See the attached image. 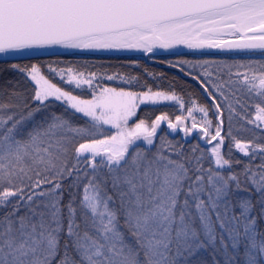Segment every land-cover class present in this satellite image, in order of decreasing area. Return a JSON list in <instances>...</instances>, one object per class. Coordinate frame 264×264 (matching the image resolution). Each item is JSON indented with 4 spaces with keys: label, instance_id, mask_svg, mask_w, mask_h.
<instances>
[{
    "label": "snow or ice",
    "instance_id": "snow-or-ice-1",
    "mask_svg": "<svg viewBox=\"0 0 264 264\" xmlns=\"http://www.w3.org/2000/svg\"><path fill=\"white\" fill-rule=\"evenodd\" d=\"M181 44L264 52V0H0V54L53 45L148 54ZM11 67L35 85L36 106L23 104L28 110L17 118L6 110L19 104H0V264H264V144L244 142L231 130L236 105L247 111L236 93L258 98L254 120L241 119L264 125V63L241 64L247 71L229 72L220 83L198 81L211 108L195 100L186 107L171 89L94 83L106 78L131 84L137 77L49 65L71 86L65 89L36 64ZM75 90H90L91 99ZM53 102L81 114L85 123L55 113L33 121ZM162 102H175L181 112L186 108L187 116L173 122L163 113L130 125L141 105ZM194 112L203 118L197 121ZM162 122L185 137L198 129L207 147L197 144L185 154L165 137L155 144ZM102 126L114 131L105 134ZM233 148L248 158L239 172L232 170L242 162L233 161ZM64 180H71L67 189ZM82 183L77 203L71 189Z\"/></svg>",
    "mask_w": 264,
    "mask_h": 264
},
{
    "label": "trees",
    "instance_id": "trees-1",
    "mask_svg": "<svg viewBox=\"0 0 264 264\" xmlns=\"http://www.w3.org/2000/svg\"><path fill=\"white\" fill-rule=\"evenodd\" d=\"M149 60H154L155 62L147 63L142 55H80L74 53H64V54H54L40 57H31L24 59L15 60H0V104H19L20 107H12L6 110L8 114L11 112L17 113V118L23 109V104H28L29 108H34L36 105L32 103L31 96L34 94L33 90L35 85L27 78L26 73L20 72L18 69H13L11 65L16 64L21 67H30L32 64H36L41 67L42 73L51 79V82L56 83L58 86L64 87L65 89L71 87L67 84L61 83L60 76L48 71V66L51 65L57 69H66L72 67L79 71H84L86 74L89 72H96L100 77L106 75H120L128 79L131 77H137L138 80H134L131 84H125L121 80L116 79L113 81H108L106 78L99 79L94 82L100 86L106 87H117L124 88L125 90L142 91L144 86H150L153 90H174L175 93L182 97L186 102V107L191 106L188 103L191 100H195L198 105H207L211 108V102L208 101L201 90V88L192 80L188 78H183L179 75L176 69L182 71L184 75L196 76L198 81L209 80L211 82L220 83L229 78V72L232 74L236 72L244 73L247 71L246 67H239L243 64L245 66L252 65L258 66L264 63V52L259 53H224V54H195V53H185L176 54L170 56H159L158 58H149ZM180 61H186L185 64H180ZM207 62V63H205ZM175 65V66H173ZM231 66V67H228ZM172 67V68H168ZM208 71L210 75L206 78L204 72ZM152 75H149V74ZM242 78V77H241ZM66 79V76H65ZM232 79H236L235 75ZM210 86V85H209ZM87 89V86H85ZM18 94V95H17ZM75 94L80 95L81 98L91 99V91L85 90L80 92L75 90ZM236 96L241 97L242 103L247 108L245 111L236 105V110L239 115H234L231 121V130L233 135L241 139L244 142L253 141L256 143L264 144V125L260 128H256L255 124H248L246 119H241V116L247 119L255 118V104L258 102V98L248 97L247 95H242L241 93H236ZM23 101V103L21 102ZM27 111L28 109H23ZM55 113L57 115H63L65 118L71 120L76 125H83L87 118H82L79 114H74L71 109H65V107L60 102H53L50 107L44 108L42 111L35 113L33 121L40 122L45 116ZM167 113L170 120L175 122V117L177 115L187 116L186 108L183 112L179 109L175 102H162L158 105H144L137 110V116L133 118L135 123L140 118H146L150 123L151 120L155 119L157 115ZM5 114L0 112V115ZM193 115L197 121L203 118L202 113L194 112ZM216 113L213 111L209 112V118L213 120V125L217 123L215 119ZM224 120V134L229 130L228 112L225 111L223 115ZM186 126L191 127V119L186 121ZM214 131V129H213ZM110 133L107 131L105 134ZM201 133L194 135L191 140L185 141L182 137H173L169 134L164 126H161L157 131V137L154 139V143L159 145L160 138L165 137L168 141L173 143H178L182 145L185 154H190L192 147L199 144L201 147L199 136ZM97 138H102L98 136ZM140 145L139 143H137ZM228 141L225 142V153L227 151ZM144 147V145H140ZM155 149L153 148V151ZM233 161L240 159L242 162L240 164L233 163L234 171L239 172L244 164L248 161L247 157H243L238 151L233 148ZM199 152H197V155ZM259 158L252 161L253 167L259 164ZM207 167V164H205ZM227 171V169H225ZM86 183V181H84ZM71 180H64L63 184L67 189ZM72 192L78 194L77 203L79 202V196L83 193V183L79 189L72 188ZM240 196H245L247 193L240 192ZM68 191L64 193V200L67 202ZM211 252V249H209ZM206 259L210 260L208 253H204ZM218 259H222L221 254H217Z\"/></svg>",
    "mask_w": 264,
    "mask_h": 264
},
{
    "label": "water",
    "instance_id": "water-1",
    "mask_svg": "<svg viewBox=\"0 0 264 264\" xmlns=\"http://www.w3.org/2000/svg\"><path fill=\"white\" fill-rule=\"evenodd\" d=\"M236 37L233 36H225V40H232L235 39ZM262 52L261 50H251V49H216V48H203V49H189L184 45H175L174 47L170 49H161V48H155L153 50V53H148L146 54L143 50H138V49H121V50H80V49H68L64 48L58 45H53V46H45V47H39V48H29V49H21L17 51H10L5 54H0V60H15V59H24V58H31V57H40V56H47V55H54V54H64V53H74V54H80V55H102V56H107V55H142L144 60L147 63H152L154 61H148L149 58L157 57V56H170V55H176V54H185V53H195V54H224V53H259ZM172 68V67H168ZM177 70L179 75L183 78H188L192 81H194L200 88V83L198 82L197 79H193L191 76L184 75L182 71H180L177 68H174ZM204 97L210 101L204 93L203 89L201 88ZM211 102V101H210ZM166 128V130L169 133L167 123L162 122V125ZM160 129V128H159ZM183 133V132H182ZM199 133V130H193V133L187 137V139L183 140L189 141L192 139L194 135H197ZM223 133H224V126H223ZM170 134V133H169ZM172 135V134H171ZM202 135V133H201ZM175 137V135H172ZM185 136V135H184ZM202 146L207 147L204 143V141H201Z\"/></svg>",
    "mask_w": 264,
    "mask_h": 264
},
{
    "label": "rangeland",
    "instance_id": "rangeland-1",
    "mask_svg": "<svg viewBox=\"0 0 264 264\" xmlns=\"http://www.w3.org/2000/svg\"><path fill=\"white\" fill-rule=\"evenodd\" d=\"M142 106H144V105H141L140 107H142ZM72 110V109H71ZM74 111V110H73ZM79 115H81V114H79ZM133 122V119L132 120H130V125L131 124H133L132 123ZM167 123V122H166ZM164 126V125H163ZM102 128L103 129H108V131L110 132V133H108V134H111V131H114V130H111L110 128H109V126H102ZM168 132V131H167ZM169 133L170 134H172V135H175L176 137H177V135L179 136V137H183L184 139H187V137H185L184 136V133H182V132H180L179 130H177L176 132H173L172 130H169ZM99 136V135H98ZM103 138V137H102ZM198 141H200V139L198 140ZM137 143H139L140 145H141V143H142V145H144L143 144V141H138ZM200 143H201V141H200Z\"/></svg>",
    "mask_w": 264,
    "mask_h": 264
}]
</instances>
